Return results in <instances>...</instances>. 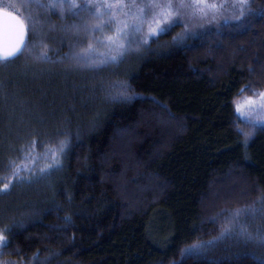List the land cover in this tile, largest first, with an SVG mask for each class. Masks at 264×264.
<instances>
[{
	"label": "trees",
	"instance_id": "1",
	"mask_svg": "<svg viewBox=\"0 0 264 264\" xmlns=\"http://www.w3.org/2000/svg\"><path fill=\"white\" fill-rule=\"evenodd\" d=\"M18 1L15 13L31 17L36 33L0 73V181L10 158L33 167L22 146L35 142L39 169L48 147L69 143L58 171L0 194L8 240L0 260L110 264L117 250L148 264L264 259L256 240L217 239L234 209L259 208L264 196V163L249 156L264 144V128L244 147L234 123L241 90L264 89V0H253L246 30H208L181 48L173 29L97 69L66 62L89 39L86 13L46 19ZM124 82L127 100L116 98ZM241 220L248 232H264V213Z\"/></svg>",
	"mask_w": 264,
	"mask_h": 264
},
{
	"label": "snow or ice",
	"instance_id": "2",
	"mask_svg": "<svg viewBox=\"0 0 264 264\" xmlns=\"http://www.w3.org/2000/svg\"><path fill=\"white\" fill-rule=\"evenodd\" d=\"M38 7L59 8L61 12L67 7L69 10H74L75 15L81 12L87 14L85 31L89 39L86 46H81L80 51L73 53L69 59L79 66L93 69L110 63H119L133 43L129 37L143 32L145 23L148 25L147 34L137 43L138 48L141 44H148L150 38L164 34L181 24L183 31L173 36L174 44L195 34L196 28H204L211 24H215L217 29L233 27L236 30H246L247 16L252 14L249 0H232L229 5L233 9L231 17L221 16V9L224 6L218 0H147L139 4L135 0H131L130 3H126L125 0H84L82 4H77L76 0H58V2L49 0L47 5H38ZM261 15H264V12ZM26 20L31 21V17L21 19L19 15H13L10 11L0 8V61L10 63L28 50L29 41H26L25 37L29 30L35 34L36 28L32 23L26 24ZM40 43L43 44V41L41 40ZM100 48L105 51L100 52ZM41 58L49 59L47 53H42ZM129 88L126 82L122 83L117 89L116 98L130 99ZM245 90L242 89L241 93ZM246 103L247 110H242L239 104L234 106L236 116L234 123L238 130L237 134L243 138L244 147L248 146L249 139L258 126L264 128V91L255 92L253 97L247 98ZM240 124L244 127L241 128ZM68 143L65 137L59 141L57 147H48L44 153L48 162L39 169L34 166L35 142L22 146L21 153L32 162L33 167L22 166L10 158L7 162L10 175L5 178L7 182L0 181V194L10 192L17 185L45 179L54 171H58L61 167L60 157L65 154ZM258 211L264 213V196L260 198L259 208L252 205L234 209L225 218L217 239L235 234L245 240H256L264 244V232H248L245 223L241 220L242 216H255ZM237 228L238 232H236ZM212 244L213 242L209 241L190 251H199ZM7 246L8 240L0 230V256L4 254L3 249ZM38 258V255L34 256V259ZM252 259L255 260L256 257L252 256ZM0 264H13V262L0 260ZM258 264H264V259H260Z\"/></svg>",
	"mask_w": 264,
	"mask_h": 264
},
{
	"label": "rangeland",
	"instance_id": "3",
	"mask_svg": "<svg viewBox=\"0 0 264 264\" xmlns=\"http://www.w3.org/2000/svg\"><path fill=\"white\" fill-rule=\"evenodd\" d=\"M21 1H22V4L27 8V10H26L27 12H29V13L32 12L31 14L35 13L36 15H39V16L46 18V19H51V18L62 19L64 17V15H71L74 13V10H69L67 7H65L62 12L59 8L38 7V5H47L49 3V0H21ZM19 2L20 1H18V0H0V8H6L5 10L10 11L12 13H15L19 9L18 8ZM57 2H58V0H57ZM76 2H77V4H82L84 2V0H76ZM125 2L130 3L131 0H125ZM135 2L139 4V3L147 2V0H135ZM218 2L222 3L224 6L221 9V16L222 17H231L233 9H231L229 7V5L232 3V0H218ZM252 2H253V0H249V3L251 6H252ZM20 4H21V2H20ZM49 23H50V21L46 20L45 27H53ZM221 23H223L222 19H221ZM61 27H63V26H61ZM147 27H148V25H147V23H145L143 32L137 33L134 36L129 37V40H131L133 42L132 45H134V43L135 44L139 43L141 41V38L147 34ZM173 29H178V31L180 33L183 31V25L182 24L177 25ZM173 29H171V30H173ZM215 29H217L215 24L206 25L204 28H196L195 34L189 35L185 40H183L180 43H175V45L182 48L190 40L195 38L198 34L205 32V31H208V30L210 31V30H215ZM153 38H155V37L150 38L149 41H151ZM87 41H85L83 43V46H86ZM147 46H148V44H146V45L141 44L140 47L143 50V49L147 48ZM136 48H137V45H135L134 50H137ZM73 49H70L71 51L67 54L68 57L66 59V62H68L70 60L69 57H71L73 55V53H74ZM78 51H80L79 48H78ZM99 51L103 52V51H105V49L100 48ZM35 63L37 64V61H35ZM7 64L8 63L0 62V73L3 69H5ZM262 70L263 69L259 67V71H262ZM0 80L3 81L2 77ZM245 89L246 90L243 91L242 95L239 97V99L237 100V103H236V104H239L241 106L242 110H247V103H246L247 98L253 97V94L255 92L264 91V89H256V88H253L251 86H248ZM249 156L255 162L257 161V162L264 163V144L258 143V144H255L254 146L250 147L249 148ZM235 182L236 181L233 182V186H235ZM165 217L167 220H171V218L169 219V216H165ZM114 257L115 258L113 260H111L110 264H148V262H149L146 257L135 255V254H133L129 251H125V250L115 251Z\"/></svg>",
	"mask_w": 264,
	"mask_h": 264
},
{
	"label": "water",
	"instance_id": "4",
	"mask_svg": "<svg viewBox=\"0 0 264 264\" xmlns=\"http://www.w3.org/2000/svg\"><path fill=\"white\" fill-rule=\"evenodd\" d=\"M7 11V10H6ZM12 13V12H11ZM13 15H16L15 13H12ZM26 41L28 40V34L25 37Z\"/></svg>",
	"mask_w": 264,
	"mask_h": 264
}]
</instances>
